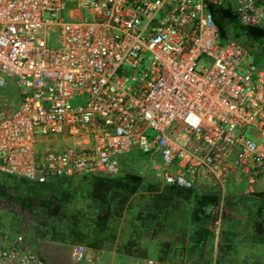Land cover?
<instances>
[{
  "label": "built area",
  "instance_id": "built-area-1",
  "mask_svg": "<svg viewBox=\"0 0 264 264\" xmlns=\"http://www.w3.org/2000/svg\"><path fill=\"white\" fill-rule=\"evenodd\" d=\"M69 1L65 21L67 0H0V87L10 79L21 97L0 112V173L116 176L141 152L160 184L219 192L218 235L227 180L253 193L263 173L264 59L221 40L209 7L229 1L241 23L264 29V0ZM71 258L95 264L83 245ZM0 264L50 263L22 235L0 234Z\"/></svg>",
  "mask_w": 264,
  "mask_h": 264
},
{
  "label": "trees",
  "instance_id": "trees-1",
  "mask_svg": "<svg viewBox=\"0 0 264 264\" xmlns=\"http://www.w3.org/2000/svg\"><path fill=\"white\" fill-rule=\"evenodd\" d=\"M209 9L221 40L232 39L246 47L253 42L264 44V29L241 23L229 1L212 4ZM123 160L116 176L90 175L79 180L36 183L0 173V202L12 201L29 216L31 227L24 233L30 239L39 238V225L45 229L40 238L46 241L95 251L114 244L119 256L135 260L150 259L152 246L158 264H211L214 258V264H256L255 246L264 241V191L249 196L226 194L224 209L241 202L248 207L247 217L242 221L223 212L217 235L211 209L220 202L219 192L175 185L160 189ZM216 237L213 258L206 247L214 246ZM245 243L250 246L249 256H236L237 248ZM229 250L234 251L232 258H228Z\"/></svg>",
  "mask_w": 264,
  "mask_h": 264
},
{
  "label": "rangeland",
  "instance_id": "rangeland-1",
  "mask_svg": "<svg viewBox=\"0 0 264 264\" xmlns=\"http://www.w3.org/2000/svg\"><path fill=\"white\" fill-rule=\"evenodd\" d=\"M67 2L69 3L68 7L62 13V17L65 21L68 20L69 8L73 6L72 4L73 2L69 0H67ZM45 18L53 19L49 14H46ZM55 19H57V17H55ZM47 43L51 47L58 46L59 44V28L58 27H55V26L50 27V29L48 30ZM248 48L252 52L256 53L259 59H264V44H258V43L253 42V44H251V46ZM130 73L133 74L134 71L131 70ZM11 91L12 93L14 92V95H15V92L17 93V90H15V87L13 86L11 88ZM13 98L14 100H17V98L15 97ZM80 102L81 101H79V103ZM8 108L9 107H6V106L2 107V109H8ZM35 147L37 150H43V149H46L48 146H47V143L45 144L44 142H40V143H37ZM156 162L158 161L156 160ZM123 164H129L128 166L130 167L132 171H135L138 173H140L139 171H141L142 175L146 177L148 182L151 181L159 185L158 183L159 181L154 172L155 170L153 167L155 165V162L152 159V157H148L147 155H139L137 152H131L130 154L127 155V158L123 160ZM74 178H76V180H79L82 178V176L74 177ZM230 182L233 186H230L231 185ZM226 183H227L226 193L229 196L236 197L242 194L249 196V194H251V193L244 192L247 189L246 181L238 182L236 184L235 182H233L232 179H228ZM253 189H254V192L264 191V169H263L262 175L256 180L255 184L253 185ZM6 194H11V192L6 193ZM145 194H149V193H145ZM8 201L9 200L0 202V234L6 235L9 237L22 235L24 238V244L30 249L39 251L41 255L45 258V260L50 264H75L73 263L72 258H71V249L73 245L66 246V245H61L60 243H53L51 241H46L44 239H41L40 236H42L45 233V229L39 228V225L36 228L37 230H39L38 232L39 238L30 239L24 233V230L26 229V227L28 229L29 227H31L29 216L27 214L20 212L19 208L15 204H13L14 202L9 201L10 202L9 204ZM11 211H15V212H11ZM224 212L229 216H234L236 219H240L243 221L247 217L248 207L246 206V204H243L241 202L239 203L236 202V203H233L232 208H229V209L225 208ZM37 220L38 218L35 219L36 224L38 223ZM46 224H47V221H46ZM249 239L251 238L246 239V242L249 241ZM218 240H219L218 237H216L217 242ZM230 242L231 240L228 239V243ZM246 244L247 243L241 246V248L239 247L237 248L238 250L235 253L236 256L238 253H240L239 256L241 257L244 255H246V257L249 256L248 248H250V246L249 245L247 246ZM114 246L115 245L113 244V246L110 249L109 248L105 249L106 251H104V253L102 254H98V253L96 254L95 250H92L89 248H88V252H90L93 258H95L93 259L95 264H141V263L147 264L149 261H151V260L142 261L140 259L135 260L133 258L124 257V256L121 257L116 253ZM229 254L230 255L228 256V258H232L233 257L232 255H234V251L232 250L230 252L229 250ZM97 255L100 256L102 260L101 262L97 261L98 260ZM226 258L227 257L225 256L224 259ZM145 259H148V258H145ZM214 263H215V258H214L213 263L211 261V264H214Z\"/></svg>",
  "mask_w": 264,
  "mask_h": 264
},
{
  "label": "crops",
  "instance_id": "crops-1",
  "mask_svg": "<svg viewBox=\"0 0 264 264\" xmlns=\"http://www.w3.org/2000/svg\"><path fill=\"white\" fill-rule=\"evenodd\" d=\"M243 45V44H242ZM243 46H245V45H243ZM246 47V46H245ZM246 48H248V47H246ZM249 49V48H248ZM251 51V50H250ZM252 52V51H251ZM254 53V52H253ZM254 54H256V53H254ZM257 55V54H256ZM258 56V55H257ZM259 58V57H258ZM12 86L13 87H15L14 86V84H13V82H12V80H10V79H6V84H5V86H3V87H0V112L1 111H3V112H5L6 114H9V113H11L13 110H15L16 108H17V106L19 105V103H20V100H21V97L18 95V91H17V93L15 92V95H14V92L12 93V91H11V88H12ZM15 90H17L16 88H15ZM9 93H11V94H9ZM13 97H15V98H17V100H14V98ZM14 101H16V102H14ZM3 105V106H2ZM9 107L8 109H2V107ZM121 170H122V167H121ZM139 172H141V171H139ZM159 183V182H158ZM158 185V184H157ZM161 189H163V187L162 186H165V185H163V184H160L159 183V185H158ZM216 244H217V241L215 240V244H214V246L212 245V246H207L206 247V251H207V253L208 252H213V258H214V256H215V251H216ZM150 248L151 249H149V254L150 255H152V257H150V259H144L145 261H148V260H151V261H149V262H151V264H158V261L157 260H153L155 257H154V255L156 254L155 253V248H152V246H150ZM37 251V250H36ZM104 251H106L105 249H103V250H97L96 251V254L98 253V254H102V253H104ZM165 251V250H164ZM39 252V251H38ZM90 253V252H89ZM112 253H114V252H112ZM92 256V255H91ZM98 256V255H97ZM92 258H93V256H92ZM93 259H95V258H93ZM98 260L97 261H99V262H101L102 260H101V258H100V256H98V258H97ZM255 262H256V264H264V241H258V243H257V245L255 246Z\"/></svg>",
  "mask_w": 264,
  "mask_h": 264
}]
</instances>
